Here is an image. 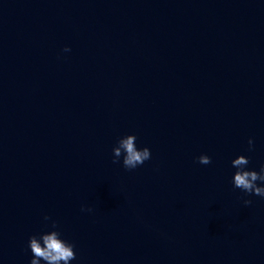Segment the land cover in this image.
Masks as SVG:
<instances>
[{"label": "water", "instance_id": "1", "mask_svg": "<svg viewBox=\"0 0 264 264\" xmlns=\"http://www.w3.org/2000/svg\"><path fill=\"white\" fill-rule=\"evenodd\" d=\"M240 155L264 165V0H0V264L52 220L70 264H264Z\"/></svg>", "mask_w": 264, "mask_h": 264}, {"label": "clouds", "instance_id": "2", "mask_svg": "<svg viewBox=\"0 0 264 264\" xmlns=\"http://www.w3.org/2000/svg\"><path fill=\"white\" fill-rule=\"evenodd\" d=\"M71 49L65 47L64 52H69ZM136 136L126 135L118 139L116 145L113 147V163H119L123 157V167L129 171L136 169L144 164L145 161L151 159L150 149L144 147L138 149L136 146ZM253 140L249 139V151L253 149ZM198 163L208 165L211 163V157L208 155H200L197 157ZM232 167L236 169L233 176V186L247 194H252L264 197V165L260 167L259 172L249 170V158L240 155L232 160ZM257 181L261 184L258 185ZM245 205H251V200H245ZM82 211L91 212L92 208L84 209ZM45 221L51 220V217L45 216ZM51 231L34 234L29 237V248L32 254L30 264H70L76 259L74 251L75 245L65 239H62V234L57 230L58 224L56 221H51Z\"/></svg>", "mask_w": 264, "mask_h": 264}]
</instances>
